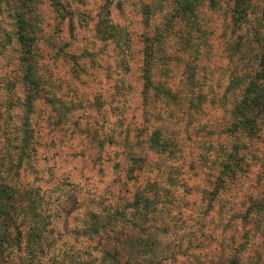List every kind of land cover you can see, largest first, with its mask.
Returning <instances> with one entry per match:
<instances>
[{
  "label": "rangeland",
  "instance_id": "obj_1",
  "mask_svg": "<svg viewBox=\"0 0 264 264\" xmlns=\"http://www.w3.org/2000/svg\"><path fill=\"white\" fill-rule=\"evenodd\" d=\"M50 1L37 8L36 151L21 173V242L7 251L8 264H119L114 250L127 264H153L156 253L154 264H228L237 256L239 264H264V218L253 212L246 224L233 222L264 193V126L257 137L239 136L243 191L235 196L233 181L210 203L208 195L213 159L236 141L231 107L264 55V0H240L236 9L233 0H196L189 19L172 18L174 0ZM10 24L0 5V109L18 124L21 108L8 105L22 95ZM147 45L153 80L182 103L145 101ZM154 130L171 134L172 152L151 150ZM143 189L156 200L147 212L154 254L144 245L149 230L132 226L127 206Z\"/></svg>",
  "mask_w": 264,
  "mask_h": 264
},
{
  "label": "trees",
  "instance_id": "obj_2",
  "mask_svg": "<svg viewBox=\"0 0 264 264\" xmlns=\"http://www.w3.org/2000/svg\"><path fill=\"white\" fill-rule=\"evenodd\" d=\"M233 1L234 9H236L240 0ZM50 2L52 5L59 4V0ZM194 2L196 0H174L172 18L185 16L189 19L194 16ZM41 3L43 4L44 0H0L2 10L11 18L10 28H12V34L9 39H14L17 46V80L22 89V95L17 97L15 102L8 101L10 108H21L18 124L15 123V120L9 122L4 116L5 112L0 109V264L9 263L10 257L7 251L12 249L14 244L19 245L21 242V229L18 218L22 201L27 195V191L22 184L21 173L25 170L24 166L28 163L31 154L36 151L34 144L35 127L33 122H31V114L34 110V104L43 89V79L39 72V55L37 52V43L40 40L38 32L42 30V21L37 8ZM238 12L242 13V10H238ZM259 65V71L254 78L249 80L242 91L240 99L235 101L231 107L229 130L236 138V141L232 144L231 151L227 155L213 159V165L218 170L215 173L212 188L208 192L209 203L220 194V191H228L230 182H237L235 196H238L243 191L242 180L245 177H241V171L244 170V158L240 152L241 143L239 136L257 137L261 127L264 126V55L261 57ZM151 69L152 49L147 45L144 49L141 70L145 101L147 102L148 98L155 96L162 100V103H167L169 100L175 104L182 103L177 94L173 93L169 87L153 80ZM191 92L194 93L195 91L192 89ZM198 96L195 95L196 98ZM147 144L155 153L165 151L170 153L175 149L171 134L164 137L160 134V130H154L150 134ZM132 159L134 162H144V160H141L143 158L132 157ZM146 192H148V189H143L139 192L138 190L135 191L132 200L127 201V206L132 207L134 209L133 215H136V218L131 221L132 226L135 229L149 230L144 239L146 241L144 245L151 254H154L156 253V247L151 237V230L156 229V225H152L147 212L154 208L153 203L156 200L146 195ZM253 212L257 214L256 220L258 222L264 218V193L262 197L253 200L250 206L241 211V215H238L233 222L242 221L246 224ZM261 228H263L262 232H264V225ZM127 236V242L131 239L132 244L137 248L140 246L138 240L133 242L132 234ZM147 249L145 248L143 256H146ZM110 255L119 264H127L128 262L127 260L124 263H120L117 258V250H114V254ZM158 257L159 254L156 253L150 259V262L153 264L158 262L159 260H156ZM140 264H142L141 261ZM228 264H239V256L230 258Z\"/></svg>",
  "mask_w": 264,
  "mask_h": 264
}]
</instances>
